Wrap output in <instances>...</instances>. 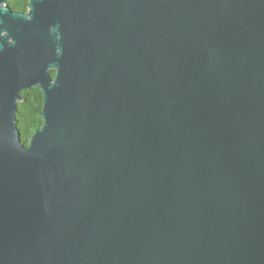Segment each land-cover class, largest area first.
<instances>
[{
    "label": "water",
    "instance_id": "obj_1",
    "mask_svg": "<svg viewBox=\"0 0 264 264\" xmlns=\"http://www.w3.org/2000/svg\"><path fill=\"white\" fill-rule=\"evenodd\" d=\"M9 1L0 264H264V0Z\"/></svg>",
    "mask_w": 264,
    "mask_h": 264
},
{
    "label": "trees",
    "instance_id": "obj_2",
    "mask_svg": "<svg viewBox=\"0 0 264 264\" xmlns=\"http://www.w3.org/2000/svg\"><path fill=\"white\" fill-rule=\"evenodd\" d=\"M9 4L15 10L28 11L29 0H10ZM53 74H56V70ZM21 98L18 102L17 121L22 140L29 145L34 132L44 124V92L39 86H32L21 92Z\"/></svg>",
    "mask_w": 264,
    "mask_h": 264
}]
</instances>
